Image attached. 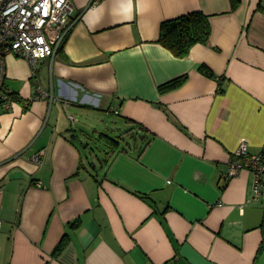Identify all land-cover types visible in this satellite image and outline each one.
Listing matches in <instances>:
<instances>
[{
    "label": "crops",
    "instance_id": "crops-1",
    "mask_svg": "<svg viewBox=\"0 0 264 264\" xmlns=\"http://www.w3.org/2000/svg\"><path fill=\"white\" fill-rule=\"evenodd\" d=\"M72 3L53 58L5 57L0 264H264V200L250 172L226 179L241 143L264 146V0ZM193 12L209 40L175 58L160 25Z\"/></svg>",
    "mask_w": 264,
    "mask_h": 264
},
{
    "label": "built area",
    "instance_id": "built-area-1",
    "mask_svg": "<svg viewBox=\"0 0 264 264\" xmlns=\"http://www.w3.org/2000/svg\"><path fill=\"white\" fill-rule=\"evenodd\" d=\"M72 11V0H0V106L5 110L12 103L5 85V57H23L33 70L37 62L53 58L72 28ZM33 160L41 165L39 156ZM243 170L252 175L247 203L263 201L264 146L253 154L243 142L234 150L227 162L226 179Z\"/></svg>",
    "mask_w": 264,
    "mask_h": 264
},
{
    "label": "trees",
    "instance_id": "trees-1",
    "mask_svg": "<svg viewBox=\"0 0 264 264\" xmlns=\"http://www.w3.org/2000/svg\"><path fill=\"white\" fill-rule=\"evenodd\" d=\"M232 8L235 9L238 5V0H231ZM211 27L209 17L201 12H193L175 19L163 21L160 25L159 38L157 43L167 49L175 58H185L190 53L191 49L197 44H206L209 40ZM61 46L57 49L59 53ZM198 72L207 78L218 77L206 65L201 64L198 66ZM187 81V75L179 76L175 79L167 81L157 87L159 94H166L180 88ZM219 93L223 92L222 87L218 88ZM11 100L21 102V99L14 92H8ZM129 122V121H127ZM140 127V126H139ZM127 130L125 133L131 131ZM109 142L114 141L107 137ZM65 245L64 239L57 245L54 257L62 251ZM264 244L260 248L263 250ZM259 250V253H260Z\"/></svg>",
    "mask_w": 264,
    "mask_h": 264
},
{
    "label": "rangeland",
    "instance_id": "rangeland-1",
    "mask_svg": "<svg viewBox=\"0 0 264 264\" xmlns=\"http://www.w3.org/2000/svg\"><path fill=\"white\" fill-rule=\"evenodd\" d=\"M100 123V122H99ZM108 124H112V120L111 119H109V121H108ZM126 135V133H122V134H119V135H117V136H114V135H111V139H113V140H115V141H120L121 139H125V136ZM92 142L93 143H91L90 144V146H91V148L94 150V151H96V152H98V150L100 149V146H97V144L98 145H100L101 143V141H99V140H97V139H94V140H92ZM102 143H104V142H102ZM104 145H106V144H104ZM108 146V145H107ZM106 146V147H107ZM98 155V154H97Z\"/></svg>",
    "mask_w": 264,
    "mask_h": 264
}]
</instances>
